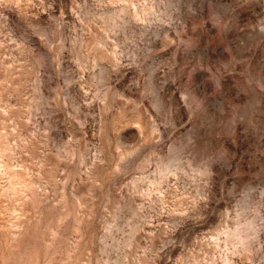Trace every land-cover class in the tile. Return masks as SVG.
I'll list each match as a JSON object with an SVG mask.
<instances>
[{"label":"rangeland","instance_id":"1","mask_svg":"<svg viewBox=\"0 0 264 264\" xmlns=\"http://www.w3.org/2000/svg\"><path fill=\"white\" fill-rule=\"evenodd\" d=\"M0 264H264V0H0Z\"/></svg>","mask_w":264,"mask_h":264}]
</instances>
